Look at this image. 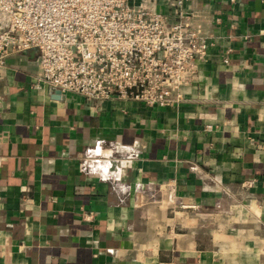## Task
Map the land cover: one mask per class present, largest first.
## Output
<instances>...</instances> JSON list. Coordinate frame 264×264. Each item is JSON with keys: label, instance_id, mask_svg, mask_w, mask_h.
<instances>
[{"label": "crops", "instance_id": "1", "mask_svg": "<svg viewBox=\"0 0 264 264\" xmlns=\"http://www.w3.org/2000/svg\"><path fill=\"white\" fill-rule=\"evenodd\" d=\"M185 13L216 44L176 107L57 100L36 50L0 66V264H264V0Z\"/></svg>", "mask_w": 264, "mask_h": 264}, {"label": "built area", "instance_id": "2", "mask_svg": "<svg viewBox=\"0 0 264 264\" xmlns=\"http://www.w3.org/2000/svg\"><path fill=\"white\" fill-rule=\"evenodd\" d=\"M136 1L0 0V66L12 53L36 50L38 91L80 96L93 106L119 100L176 107L216 37L184 23L187 0H177L173 25ZM93 167L103 172L97 161L83 164Z\"/></svg>", "mask_w": 264, "mask_h": 264}, {"label": "water", "instance_id": "3", "mask_svg": "<svg viewBox=\"0 0 264 264\" xmlns=\"http://www.w3.org/2000/svg\"><path fill=\"white\" fill-rule=\"evenodd\" d=\"M61 97H60V92H56L55 93V99L59 100Z\"/></svg>", "mask_w": 264, "mask_h": 264}]
</instances>
